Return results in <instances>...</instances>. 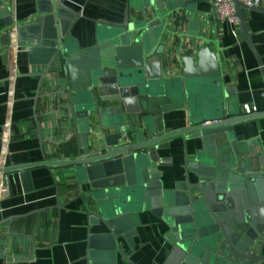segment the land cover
<instances>
[{"label":"water","instance_id":"water-1","mask_svg":"<svg viewBox=\"0 0 264 264\" xmlns=\"http://www.w3.org/2000/svg\"><path fill=\"white\" fill-rule=\"evenodd\" d=\"M202 2L210 1L139 0V8L122 22L97 21L106 31L98 32L94 46L82 51L70 36L81 13L63 0H35V23L26 27L14 22L7 9L0 10V34L16 29L28 64L42 68L41 80L59 85L45 97L60 100L54 114L75 144L68 158L61 155L0 172H20L24 178L35 167L64 169L74 173L77 186H87L83 196L92 199L97 212H88L96 229L87 240L91 264L98 258L112 263L116 255L130 263L123 248L135 252L136 215L143 209L167 225L172 262L264 264V161L256 157L254 144L236 141L233 135L235 126L264 119V112L245 115L229 104L219 22L212 31L207 24V35L215 39L199 35L205 30L196 10ZM232 2L242 41L256 59L264 87V67L241 12L264 15V7ZM27 30L31 38L23 40ZM207 63L209 73L201 75ZM164 64L177 75L163 78ZM39 97L37 92L34 101ZM182 109L186 126L164 132L161 115ZM178 137L193 141L194 151L190 156L184 151L183 180L163 190L156 179V153ZM256 241H261L257 249Z\"/></svg>","mask_w":264,"mask_h":264},{"label":"crops","instance_id":"crops-1","mask_svg":"<svg viewBox=\"0 0 264 264\" xmlns=\"http://www.w3.org/2000/svg\"><path fill=\"white\" fill-rule=\"evenodd\" d=\"M0 1L3 3L0 10L7 9L14 22L23 27L35 23L32 20L36 13L35 0ZM63 1L82 16L70 33L77 51L94 46L95 35L106 31L97 26V21L117 24L139 8V0ZM196 10L200 26L205 25L199 35L215 39L214 34L207 35V24L212 31L218 22L212 4L202 2ZM241 12L252 46L264 67V15L249 10ZM233 30H236L235 36ZM30 31L24 32L23 40L31 38ZM191 31L195 32L193 27ZM218 38L223 87L231 90L226 93L229 104L238 106L240 113L242 105H253L257 112H264L262 76L238 27L219 23ZM24 46L16 29L9 30L7 35L0 34V171L11 166L58 160L61 155L68 158L75 151L74 141L67 140L62 123L54 114L60 100L45 97L58 91L59 85L40 79L42 68L28 64ZM13 47L15 52L9 50ZM199 73H209V64ZM162 75L172 78L177 71L164 64ZM37 92L40 97L35 102ZM34 117L44 142L37 136ZM160 123L164 132L180 130L186 126V111H167L161 115ZM233 135L236 141L254 144L256 157L264 161V119L235 126ZM193 143L178 137L169 141L168 149L157 151L156 179L163 190H171L174 183L183 180V154L184 151L188 156L193 153ZM21 174L0 172V264H91L87 258V240L96 229L94 218L88 212H97L92 199L83 196L87 186H77L74 173L64 169L35 167L27 170L26 177ZM136 220L135 252L123 248L130 263L116 255L112 263L98 258L95 264H177L169 260L172 246L165 222L145 209L136 215ZM260 243L256 241V249ZM262 244L264 255V240Z\"/></svg>","mask_w":264,"mask_h":264},{"label":"built area","instance_id":"built-area-1","mask_svg":"<svg viewBox=\"0 0 264 264\" xmlns=\"http://www.w3.org/2000/svg\"><path fill=\"white\" fill-rule=\"evenodd\" d=\"M212 4V10L215 20L219 23H226L234 28L238 27V20L235 17L233 0H209ZM237 2L248 7H261L264 5V0H236ZM233 36L236 35V30L232 31ZM10 51L15 52V48H9ZM242 112L245 115L257 112L253 105H242Z\"/></svg>","mask_w":264,"mask_h":264}]
</instances>
